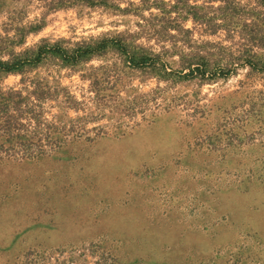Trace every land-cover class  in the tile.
Wrapping results in <instances>:
<instances>
[{
	"label": "rangeland",
	"instance_id": "obj_1",
	"mask_svg": "<svg viewBox=\"0 0 264 264\" xmlns=\"http://www.w3.org/2000/svg\"><path fill=\"white\" fill-rule=\"evenodd\" d=\"M115 1L131 9L0 0V55L162 24L154 4ZM189 4L169 7L177 44L138 39L169 63L168 78L127 67L116 79L99 69L119 61L114 49L0 72L4 89L31 79L57 88L47 111L59 122L88 117L85 135L57 149L2 153L0 264H264V0ZM188 62L201 69L190 79Z\"/></svg>",
	"mask_w": 264,
	"mask_h": 264
},
{
	"label": "trees",
	"instance_id": "obj_2",
	"mask_svg": "<svg viewBox=\"0 0 264 264\" xmlns=\"http://www.w3.org/2000/svg\"><path fill=\"white\" fill-rule=\"evenodd\" d=\"M34 1V0H29ZM44 3L49 9L55 10L79 3H87L91 5H103L110 7H118L120 5L115 0H37ZM141 4L130 0L129 5L140 7H151L156 5L162 15L161 25L147 20V24L141 25V30L133 32L120 31L116 33H105L99 38H90L80 42H68L62 39L60 41L51 42L49 39H43L33 48H28L22 53H12L9 60L4 59L0 55V72L2 74L23 73L29 65H35L48 57H56L69 66H75L80 63L88 62L93 57H102L110 49L118 51L119 61L99 67L105 69V73L112 70L116 74V79L123 73L127 67L131 69L143 70L146 73H154L158 77L168 78L173 74V70L168 66L161 53H157L149 49L144 43H139L138 39L143 36L156 35L158 40L169 39L173 44H177L176 34L171 32L172 26H175V17L167 16L177 9L180 14L184 13L190 6L189 0H139ZM170 7V9H169ZM130 7H123L121 10H129ZM157 16V15H155ZM212 26V22L207 21L203 31H208ZM227 31L233 33L235 28L227 27ZM206 31V32H207ZM210 31V30H209ZM214 31L211 29L210 33ZM233 36V35H232ZM176 40V42H175ZM5 41L6 38H5ZM72 43V44H71ZM222 44V43H220ZM1 49H4L0 46ZM249 63L256 67L253 59ZM192 62H188L189 71L184 73V78H192L197 70H201L199 66H192ZM206 64V63H205ZM205 66V65H204ZM229 70L222 69L221 74H227ZM208 68L204 67L201 74H207ZM216 73H211L214 76ZM97 78V82L102 77L93 74ZM112 76V75H109ZM114 76V75H113ZM36 79H31L29 86H7L0 87V158L2 153L12 155L20 154L22 157L26 155H41L49 150H54L65 144L70 139H78L85 135L87 128L86 116L70 118L66 121H58L55 115H49L47 111V102L57 96V88L51 87L50 84L41 85L36 83ZM66 98H74L68 93ZM70 101V100H69ZM125 111H135L137 109V101H128ZM108 103H103L106 107ZM113 106V105H112ZM75 260V259H74ZM73 259L68 264H76ZM83 259L77 264H86ZM96 264H122L120 262L111 263L108 258L103 259Z\"/></svg>",
	"mask_w": 264,
	"mask_h": 264
}]
</instances>
